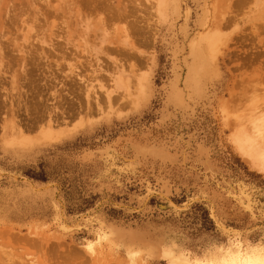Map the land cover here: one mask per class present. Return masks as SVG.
<instances>
[{"label":"rangeland","instance_id":"1","mask_svg":"<svg viewBox=\"0 0 264 264\" xmlns=\"http://www.w3.org/2000/svg\"><path fill=\"white\" fill-rule=\"evenodd\" d=\"M87 1L0 0V264H264V0Z\"/></svg>","mask_w":264,"mask_h":264},{"label":"bare ground","instance_id":"2","mask_svg":"<svg viewBox=\"0 0 264 264\" xmlns=\"http://www.w3.org/2000/svg\"><path fill=\"white\" fill-rule=\"evenodd\" d=\"M88 1H89V3H90L89 6H90L91 8H93V9H95L94 5H95V4L97 5V3H94L93 1L91 2L90 0H88ZM88 1H87V3H88ZM96 5H95V6H96ZM98 5H101V4L98 2ZM103 6H104V5H103ZM99 7H101V6H99ZM91 8H90V9H91Z\"/></svg>","mask_w":264,"mask_h":264},{"label":"trees","instance_id":"3","mask_svg":"<svg viewBox=\"0 0 264 264\" xmlns=\"http://www.w3.org/2000/svg\"><path fill=\"white\" fill-rule=\"evenodd\" d=\"M28 175H29L31 178H33V179L44 180V177H41V178H37V177H35L34 173H29Z\"/></svg>","mask_w":264,"mask_h":264}]
</instances>
